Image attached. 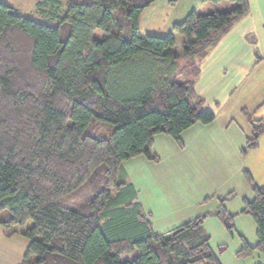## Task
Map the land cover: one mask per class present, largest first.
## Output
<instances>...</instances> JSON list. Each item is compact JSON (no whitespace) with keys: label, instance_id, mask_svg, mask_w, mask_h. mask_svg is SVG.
Segmentation results:
<instances>
[{"label":"trees","instance_id":"16d2710c","mask_svg":"<svg viewBox=\"0 0 264 264\" xmlns=\"http://www.w3.org/2000/svg\"><path fill=\"white\" fill-rule=\"evenodd\" d=\"M48 1L55 26L0 1V212L11 215L0 225L33 222L19 264H220L203 223L212 215L233 234L232 192L215 211L155 233L119 170L140 154L157 161L156 134L182 146L184 130L215 119L194 89L199 63L249 1L191 10L163 36L139 32L155 0H66L63 15L60 0ZM242 112L252 128L244 156L258 147L264 117ZM94 122L107 133L91 131ZM244 174L254 196L240 213L252 217L257 243L243 241L239 258L264 254V182Z\"/></svg>","mask_w":264,"mask_h":264},{"label":"crops","instance_id":"0c3cea01","mask_svg":"<svg viewBox=\"0 0 264 264\" xmlns=\"http://www.w3.org/2000/svg\"><path fill=\"white\" fill-rule=\"evenodd\" d=\"M248 1L249 11L247 14L236 21L229 30L219 38L217 43L212 46L199 63V75L195 82L194 89L196 94L204 100L201 107L203 110H211V105L218 106L220 102L228 97L229 90L238 83V77L240 78L244 75L249 69V66L256 67L258 63L264 61V49H260L261 53L259 52L257 54L255 52L256 43L252 42L256 29H259V27L264 29V0ZM179 2H183L184 4L176 16L175 13L172 16L173 18H167L165 20L160 17L158 11L162 5L176 6ZM216 4H221L220 6L225 10L233 6L232 3L225 0L219 3L205 2L203 0H155V2L142 12L139 20V32L142 35L147 34V27L154 17V21L158 20L163 24L164 30H172L173 24L182 21L191 10L202 9L201 13H210L217 11L218 7H216ZM245 109L247 108L245 107ZM250 109L251 108L248 107V110ZM218 113L216 114L217 117ZM232 115V112L226 113L219 131H213L214 127L212 122L211 124H202L200 122L193 124L181 133V140L187 142L183 143V147H179L177 143H166V140H174L172 137H170L172 140L167 138L168 135L166 134H156L153 138L152 149L159 157H162L161 148L169 154L170 165L167 164V169L158 162L155 163L149 160L143 154L132 157L121 163L119 177L121 180L131 183L135 188L137 200L144 212L149 214L151 227L155 233H162L177 225L173 224L174 226H171V220L173 219L171 214L180 212L182 208L180 204L182 203L181 197L183 192L181 190L170 191L167 190L168 187H163L167 182L166 174H168L169 171L174 170L175 172V170H180L184 172L185 164H192L200 171L196 162L208 164L211 160L213 162L217 156L219 157L217 158V162L224 164L228 152H233L237 157V162H239L238 158L240 156V162L250 171L257 184H262L264 182V153L260 149V143L258 141L259 145L256 149L250 150L244 156H241L239 149L245 146L246 139L251 131L246 134V130L244 131L241 124ZM250 116L252 117V115ZM255 117L257 118L252 117V119L263 118L264 114H259V116L256 115ZM224 125L226 126L225 130L223 129ZM221 136L224 140L223 143H217L218 139L216 141V138H220ZM162 138H164L163 141L165 143H157L161 142ZM224 143H227L229 146L228 149L225 148ZM248 156H251L249 157V159L251 158L249 162ZM209 170H212L213 173L216 168ZM212 187L213 192L220 196L223 195L221 191L217 192L216 183L213 184ZM242 188L245 194L244 199L251 200L254 196L251 188L248 190V187L244 185ZM216 203L215 205L217 207L219 203ZM225 207L229 213L236 215L234 219L235 230L232 235L226 232L219 220L212 217H208L204 220L205 229L210 237L209 245L212 251L217 255L219 263L264 264V254L258 251H254L250 256L244 258L236 256L243 241L247 242L252 247L256 245V225L255 223H249L247 225L248 227L246 226V230L242 228L245 225L238 223L240 218L246 216L240 213L243 208L242 204L233 205V201L229 200L225 202ZM205 211L207 212V210ZM193 217L194 216H190L181 221L184 222ZM182 222H180V224ZM209 226L216 228V230L219 231L220 237H224V239H219L213 245L211 242L213 234ZM228 238H231V240L229 241ZM227 242L232 246L231 250L226 245ZM224 244L226 248L220 253L219 247L221 245L224 246Z\"/></svg>","mask_w":264,"mask_h":264},{"label":"rangeland","instance_id":"374dc122","mask_svg":"<svg viewBox=\"0 0 264 264\" xmlns=\"http://www.w3.org/2000/svg\"><path fill=\"white\" fill-rule=\"evenodd\" d=\"M0 1L11 6L13 10L16 11L17 13L27 18H30L34 21L52 26L57 25L59 22V18H55V15L51 14L52 8L50 5V1L48 0H46L45 2L44 0H0ZM183 4H184L183 2H179V4H177L176 6L164 4L159 8L158 13L160 17H162V19L164 20L167 18H173L172 16L175 13L176 16L179 13ZM210 5H214V4H210ZM220 5L221 4H216V7H218L217 10L218 11L225 10ZM58 6L59 5H57L56 7ZM59 7H60L59 11L63 15L66 11V0H60ZM196 10L198 12H201L202 9H196ZM154 18L147 27V31H146L147 34L163 36L171 31V30H164L163 24H161V22H159L158 20L154 21ZM176 39L179 49L181 50L182 39L180 36H177ZM252 42L256 43L255 52L257 54L261 51L260 49H264L263 28L259 27V29H256ZM248 68L249 69L246 71L244 75H242L240 78L238 77V83L232 89L229 90L228 97L224 99L222 102H220L218 106H213V105L210 106L211 107L210 111H212L215 114V119L212 121L214 127L213 131H219L224 121L223 117H225L227 112H232L233 114L232 116H234L237 119V121L241 124L244 131L246 130L245 131L246 134H248L251 131V125L247 121L245 115L243 114L242 109H245V107L247 108L246 110H248V107L251 108L252 110L250 109L248 110V112L250 111L249 114L252 115L253 118H257L255 117L256 115L259 116V114H264V61L258 63L256 67L249 66ZM217 113H218V117L216 116ZM225 128L226 126L224 125L223 129L225 130ZM89 129L91 131H95L99 135L106 134L108 131L105 128V126H102L95 122L90 125ZM170 137L171 136L169 135L167 136V138ZM170 139L172 140V138ZM217 139H218L217 143H223L224 141L222 139V136L220 138H216V141ZM163 140L164 138H162L161 142H157V143H165ZM181 141L182 143H187V142H183V140ZM166 143H176V141L166 140ZM259 143H260V149L264 153V134L260 138ZM224 145L225 148L228 149L229 146L227 145V143H224ZM179 147H183V145ZM240 149L239 152L241 156H243ZM161 154L162 157H159V155L156 154L158 160L154 162L155 163L158 162L161 166L167 169L166 168L167 164L170 165V156L167 152L163 151L162 148H161ZM249 157L251 156H248V159ZM217 158L219 157L217 156L213 160V162L211 160L208 164L207 163L202 164L196 162V165L200 169V171L197 170L192 164H185L184 172H181L180 170L178 171L175 170L174 172L173 170V171H169L168 174L165 173L167 175V182L163 185V187H168L167 190L170 191L181 190L183 192L181 197L182 203L180 204V207L182 208L180 209V212L171 214L173 217V219L171 220L172 223L171 226H174L173 224H177L174 227L180 225V222H182L181 220H185L190 216H194L192 218L194 219L197 216L207 214V212L211 213L215 211L217 208L215 204H217L216 202H218V197L220 196L212 191L213 189L212 185L215 183L218 189V191L217 190L216 191L217 192L221 191L223 193V195L221 196H225L228 193L232 192L233 195L230 200L233 201V205H241V204L243 205L245 194L242 186L244 185L245 187H248V190H250L251 188L244 174V170H247L245 165L244 164L242 165V163L240 162V156L238 158L239 162H237V157L233 152L232 153L228 152L224 164L217 162L218 161ZM250 159L248 160V162L250 161ZM212 168H216V170H214L213 173L212 170H209ZM82 192L84 195L85 190L83 189ZM205 210H207V212ZM243 215L246 216L240 218L238 223L245 225L242 228H245L247 230L248 227L247 225L249 223L251 224L254 223V221L250 215L247 214H243ZM10 216L11 215L7 210L0 212V218L2 220H7L10 218ZM208 217L217 219L212 215L207 216V218ZM32 223H33L32 220H27L23 224H14L7 227H3L2 225H0V264H19L21 262L23 255L29 244V238L25 236V231L30 226H32ZM203 227L205 229L204 223H203ZM209 229L213 234L211 240L213 245L219 239L220 240L224 239V237H220L219 231L216 230V228L209 226ZM234 230H235V221H234ZM229 235L232 234L229 233ZM36 239L40 240V237L37 236ZM228 239L229 241L231 240V238ZM226 245L230 250L232 249V246L229 244V242H227ZM226 245L224 244L225 248ZM35 258L36 256L33 255L32 259Z\"/></svg>","mask_w":264,"mask_h":264}]
</instances>
